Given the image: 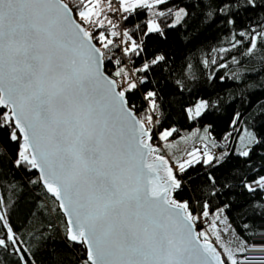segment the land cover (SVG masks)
I'll use <instances>...</instances> for the list:
<instances>
[{
    "label": "trees",
    "instance_id": "1",
    "mask_svg": "<svg viewBox=\"0 0 264 264\" xmlns=\"http://www.w3.org/2000/svg\"><path fill=\"white\" fill-rule=\"evenodd\" d=\"M63 2L77 20L87 3ZM179 9L185 15L171 26ZM151 22L157 30L148 31ZM123 30L131 42L123 55L115 44L99 41L109 26L94 28L91 36L105 73L120 91L118 81H130L129 65L137 84L124 91L126 102L150 132L157 154L167 156L160 148L164 131L173 130L170 139H175L207 128L211 137L208 163L201 160L175 172L180 184L173 200L192 215L199 234L197 218L222 211L246 245L234 264H264V193L246 187L264 176V0H163L126 12ZM200 101L205 110L189 118L187 110ZM243 129L256 139L246 156L235 146ZM0 264H88L84 246L69 241L57 203L40 185L2 108Z\"/></svg>",
    "mask_w": 264,
    "mask_h": 264
},
{
    "label": "water",
    "instance_id": "2",
    "mask_svg": "<svg viewBox=\"0 0 264 264\" xmlns=\"http://www.w3.org/2000/svg\"><path fill=\"white\" fill-rule=\"evenodd\" d=\"M0 108L88 264H225L62 0H0Z\"/></svg>",
    "mask_w": 264,
    "mask_h": 264
},
{
    "label": "rangeland",
    "instance_id": "3",
    "mask_svg": "<svg viewBox=\"0 0 264 264\" xmlns=\"http://www.w3.org/2000/svg\"><path fill=\"white\" fill-rule=\"evenodd\" d=\"M86 1L87 3L85 5V8L77 16L78 21L84 25L83 27L87 31L91 32L94 28L109 26L110 22L108 21L107 15L110 12H114L116 8L110 6L108 2L104 0ZM116 1L119 9L122 11L124 16H126V12L128 11H132L138 7H151L162 2L163 0ZM184 15V9L177 10L174 14L171 26L178 25L182 21ZM157 29L158 26L156 23H149L148 31H155ZM110 31L111 30L109 27V31L107 33H109ZM105 34L100 37L99 41L116 44L112 40L111 42L106 41L104 39ZM113 35H115L114 31L110 33V36L112 38ZM123 36L124 40H128L125 31L123 33ZM128 76L130 80L129 82L127 77L121 78L118 81V85L122 87V92L131 89L133 85L136 86V83H134V81L132 80L134 78V75L130 76L128 73ZM205 108L206 103L204 101L198 102L196 106L187 110L188 117H198L205 110ZM172 133L173 130H170L164 131L159 135V139L162 141V146L160 148L166 153L168 157L158 155V148L157 151L154 153V156L166 158L169 162H172H170V164L172 167L173 176L175 172L181 173L191 164H194L201 160H204L205 163H208L213 158L212 153H209L212 141L207 128L194 129L189 132H184L178 138L175 139H170ZM255 141L256 139L254 134L247 129H243L241 134L235 141L236 151L240 155L246 156ZM199 146L202 150L198 149ZM174 178L176 177L174 176ZM246 187L249 190L261 188L264 193V176L258 178L255 181L247 183ZM197 221L199 222L202 229V232L200 234L198 232L200 239L213 243L219 249L222 256L226 258L230 264H234L236 261V255L240 254V252H243L246 249H243L244 246L246 247V245H244L241 240L236 236L235 232L233 231L232 227L229 225L226 217L224 216V213L220 211L214 217L205 220L197 218Z\"/></svg>",
    "mask_w": 264,
    "mask_h": 264
},
{
    "label": "built area",
    "instance_id": "4",
    "mask_svg": "<svg viewBox=\"0 0 264 264\" xmlns=\"http://www.w3.org/2000/svg\"><path fill=\"white\" fill-rule=\"evenodd\" d=\"M106 2H108V4L114 8H116V10L114 12H110L107 15L108 21L109 23V27H110V32L106 33L104 35V39L106 41H110L111 40L116 43L115 45L118 48V52L123 55V53L128 50V48L131 46V42L128 40H124V30H123V21L125 19L124 14L122 13V11L119 9L117 1L116 0H104ZM114 31L115 35H113V38L110 36V33ZM126 70L129 73V75H133L132 72L130 71L129 65L125 64ZM134 81V83L137 84L135 78L132 79ZM198 149H201V147L199 146ZM202 150V149H201Z\"/></svg>",
    "mask_w": 264,
    "mask_h": 264
}]
</instances>
